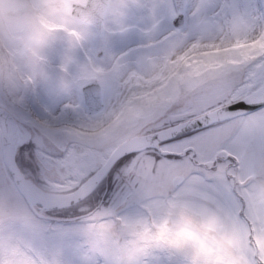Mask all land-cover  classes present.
Returning <instances> with one entry per match:
<instances>
[{
    "label": "snow or ice",
    "instance_id": "snow-or-ice-1",
    "mask_svg": "<svg viewBox=\"0 0 264 264\" xmlns=\"http://www.w3.org/2000/svg\"><path fill=\"white\" fill-rule=\"evenodd\" d=\"M29 25L27 61L0 49V264H264V0Z\"/></svg>",
    "mask_w": 264,
    "mask_h": 264
},
{
    "label": "clouds",
    "instance_id": "clouds-1",
    "mask_svg": "<svg viewBox=\"0 0 264 264\" xmlns=\"http://www.w3.org/2000/svg\"><path fill=\"white\" fill-rule=\"evenodd\" d=\"M81 7L95 4L99 0H73ZM33 0H0V49L8 48L17 52V58L27 61L23 55L29 36L30 6ZM91 10V9H89ZM62 23V22H59ZM58 35H64L58 33Z\"/></svg>",
    "mask_w": 264,
    "mask_h": 264
},
{
    "label": "rangeland",
    "instance_id": "rangeland-1",
    "mask_svg": "<svg viewBox=\"0 0 264 264\" xmlns=\"http://www.w3.org/2000/svg\"><path fill=\"white\" fill-rule=\"evenodd\" d=\"M126 40H115L114 42H113V46L115 47V48H120V47H122V46H125V44H126Z\"/></svg>",
    "mask_w": 264,
    "mask_h": 264
}]
</instances>
